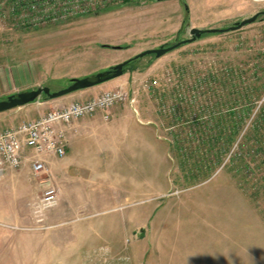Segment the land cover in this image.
<instances>
[{
	"label": "rangeland",
	"instance_id": "1",
	"mask_svg": "<svg viewBox=\"0 0 264 264\" xmlns=\"http://www.w3.org/2000/svg\"><path fill=\"white\" fill-rule=\"evenodd\" d=\"M256 14H261L257 21L241 30L205 35L161 58L151 55L133 61L124 75L115 79L121 80L120 86L115 83L105 87L106 91H112L125 85L127 89L138 91V109L146 114V120H156L158 136L167 145L170 160L166 157L161 167L144 170L109 166L104 177L89 176V168L82 164L64 169L66 177L62 180L66 182L68 195L58 198L56 206L43 209L41 200L46 191L43 190V195L33 202V222L11 228L25 245L27 241L33 246H23L19 250L20 246L15 249L13 245L3 254L4 243L0 242V255L3 254L0 264H74L69 255L77 248L83 255L80 264H126L125 261L133 260V240L141 233L125 232L124 221L128 220L129 229L138 222L145 225L156 207L162 212L151 224L178 219L180 223L214 225L239 222L261 229L264 225V164L261 159L254 162L247 156L248 176L240 171L238 163H231L234 157L241 155L237 144L229 148V153H219L218 159L226 160L222 164L215 157L210 161L200 160L191 148H186L188 143L178 144L186 140L190 132L188 127L161 111L160 95L152 97L138 85L145 77L161 79L163 101L171 104L176 103L178 93L187 92L186 85H194L209 71L222 74L221 77L226 75L227 69L247 72L245 87L264 83V0L130 3L57 25L36 29L0 28V83L9 88L0 96L3 101L41 87L59 91L68 87L73 79L94 78L146 50L189 39L193 28L228 29ZM229 15L233 20L227 25L212 27L221 17ZM256 66L261 69L258 81L254 78ZM168 74L173 79L169 86L165 82ZM45 98L41 96L36 102L52 101ZM253 100L252 117L264 103V96ZM178 105L182 112L190 109L183 102ZM47 107L44 112L57 110ZM236 109L239 111L238 105ZM12 111L7 114L11 116L0 120V131L33 120L38 113L25 106ZM107 138L106 144L110 145L113 136ZM80 161L86 160L82 157ZM208 163L209 171L205 166L203 169L196 166ZM42 176L43 173L38 178ZM161 184H167L169 192L164 191ZM32 190L36 191L34 181ZM104 195L112 198L105 199ZM0 227L10 229L1 224ZM93 239L96 246L91 247L88 244ZM89 248L95 251L85 258ZM18 250L24 256L17 255Z\"/></svg>",
	"mask_w": 264,
	"mask_h": 264
},
{
	"label": "crops",
	"instance_id": "2",
	"mask_svg": "<svg viewBox=\"0 0 264 264\" xmlns=\"http://www.w3.org/2000/svg\"><path fill=\"white\" fill-rule=\"evenodd\" d=\"M232 20V15L221 17L212 27L216 25L224 27ZM120 82L121 80L110 81L56 100L31 103L25 108L38 110L33 118L36 120L47 113L44 112L47 106L62 109L75 101L87 102L105 92L107 90L105 87L108 88L110 84L115 83L120 86ZM8 90L6 85L0 83V96ZM22 108L24 107L15 110ZM12 112L14 111L1 113L0 120L11 116L7 114ZM145 115L143 111L136 115L127 107H116L109 122L104 121L102 114L75 121L67 130L68 146L65 157L59 159L49 156L42 179L34 177L29 162H26L19 171H8L0 175V224L10 227V229L0 227V242L4 243L3 254L9 247L15 246L16 249L20 246L19 250H22L24 247L33 246L32 242L27 241L25 245L16 230L11 228L23 227L33 222V202L43 195V190L56 187L59 198L68 195L66 182L62 180L66 177L64 169L82 164L89 168L87 170L89 176L104 177L109 166L123 165L144 170L161 167L164 161H167L166 157L170 160L169 149L158 136L156 120H146ZM109 135L113 136L110 145L106 144ZM113 144L116 146L110 147ZM119 144H122V147ZM82 157L86 160L84 163L80 161ZM33 181L36 183V191L32 190ZM161 187L169 192L167 184H161ZM103 197L109 200L112 198L108 195ZM161 212L162 209L156 207L145 225H139L138 222L136 226L130 228L131 230L128 228V220L124 221L125 232L141 233L133 240L131 247L133 260L125 261L126 264H264V225L259 229L257 225H241L239 222L214 225L180 223L178 219L176 222L170 219L171 222L151 224V220L161 215ZM172 214L176 216L175 212ZM145 216L146 213L143 217ZM88 245L96 246L94 239ZM93 251L95 250L89 248L85 258ZM81 252L77 248L69 255L72 263H81L83 257L80 255ZM19 254L23 255L22 252Z\"/></svg>",
	"mask_w": 264,
	"mask_h": 264
},
{
	"label": "built area",
	"instance_id": "3",
	"mask_svg": "<svg viewBox=\"0 0 264 264\" xmlns=\"http://www.w3.org/2000/svg\"><path fill=\"white\" fill-rule=\"evenodd\" d=\"M155 1L157 0H0V28L11 26L17 29H36L126 3L145 5ZM165 82L168 86L173 82L170 74ZM162 86L161 79L145 77L138 88L152 94V97L160 95L161 111L181 123L182 110L178 103L190 105L199 101L202 85L199 83L198 89L192 93H178L176 103L171 104L164 103ZM125 88L123 85L120 89L105 91L87 102H72L62 109L51 110L36 120L22 122L15 128L1 132L0 175L8 171H19L26 162L31 164L34 177L44 173L49 156L59 159L65 157L68 146L67 130L75 121L102 114L104 121L109 122L116 107H127L139 115L138 91ZM58 198V189H47L41 200V207L48 209L56 206Z\"/></svg>",
	"mask_w": 264,
	"mask_h": 264
},
{
	"label": "trees",
	"instance_id": "4",
	"mask_svg": "<svg viewBox=\"0 0 264 264\" xmlns=\"http://www.w3.org/2000/svg\"><path fill=\"white\" fill-rule=\"evenodd\" d=\"M260 71L258 67L254 70L256 80ZM246 73L240 70L232 72L227 69L226 75L221 77L222 74L209 71L203 74L202 83L200 79H197L194 85H186L190 93L198 89L199 83L202 85V90H200L199 101L188 105L190 109L184 110L180 115L182 121L180 124L186 125L190 132L185 136L186 140L182 139L178 144L182 146L181 144L186 142L189 144L186 148H191L200 160L210 161L215 157L220 164L226 160L218 159L219 153H229V148L237 144L241 155H236L237 157H234L231 163H238L240 171L242 170L248 176L247 156L251 157L252 161L254 159V162L261 159L260 162L264 164V103L252 117L253 98L260 100L264 96V83L245 87ZM45 100L51 99L46 97ZM237 105L240 108L239 111L236 109ZM208 164L196 166L201 169L205 166L209 171L210 163ZM195 170L198 171L199 168Z\"/></svg>",
	"mask_w": 264,
	"mask_h": 264
},
{
	"label": "water",
	"instance_id": "5",
	"mask_svg": "<svg viewBox=\"0 0 264 264\" xmlns=\"http://www.w3.org/2000/svg\"><path fill=\"white\" fill-rule=\"evenodd\" d=\"M170 0H157V2H165ZM261 14H256L254 17L246 19L242 22H237L234 26L228 29H209V30H202L198 28H193L191 30V38L180 41L172 46H161L157 49H149L146 50L137 56L133 57L132 59L122 62L116 66H113L111 69L101 72L95 75L94 78H76L73 79L71 84L63 88L59 91H52L50 87H41L38 89L26 91L19 93L17 95H12L8 97L6 100L0 101V114L9 112L31 103L36 102L41 96H46L51 100L58 99L77 91L90 89L93 87L100 86L117 78H120L124 75L125 67L128 66L132 61L145 58L147 56H155L156 58H161L164 55L178 49L181 46L191 44L196 42L198 39L202 38L205 34H216V33H227L231 31L241 30L244 27L255 23Z\"/></svg>",
	"mask_w": 264,
	"mask_h": 264
},
{
	"label": "flooded vegetation",
	"instance_id": "6",
	"mask_svg": "<svg viewBox=\"0 0 264 264\" xmlns=\"http://www.w3.org/2000/svg\"><path fill=\"white\" fill-rule=\"evenodd\" d=\"M128 66L125 67V69L127 68Z\"/></svg>",
	"mask_w": 264,
	"mask_h": 264
}]
</instances>
